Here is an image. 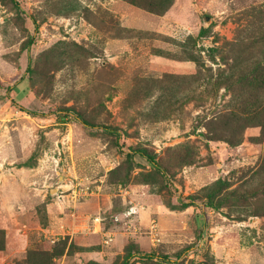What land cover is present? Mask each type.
<instances>
[{"label":"rangeland","instance_id":"1","mask_svg":"<svg viewBox=\"0 0 264 264\" xmlns=\"http://www.w3.org/2000/svg\"><path fill=\"white\" fill-rule=\"evenodd\" d=\"M126 263L264 264V0H0V264Z\"/></svg>","mask_w":264,"mask_h":264},{"label":"trees","instance_id":"2","mask_svg":"<svg viewBox=\"0 0 264 264\" xmlns=\"http://www.w3.org/2000/svg\"><path fill=\"white\" fill-rule=\"evenodd\" d=\"M33 40H34V38L32 39L31 42H33ZM30 64H31V61L29 60L28 65H30ZM28 69H29V67H28ZM67 111L71 112L72 108L71 109H67ZM82 122H83V124H85L88 127H95L96 126L95 124H92L91 122H89L88 120L83 119V118H82ZM116 135H118V137H120L119 133H117ZM120 147L123 148V149H121L122 151H126V150H124L123 145H120ZM127 152H128L127 154H129V155L132 154V153L134 155H139L140 157L145 159L147 162L152 164L157 170L163 172L162 166L160 164H158V162L156 161L155 157L152 154H150V152L147 149H135V150L132 151V149L129 148V150ZM126 264H128V263H126Z\"/></svg>","mask_w":264,"mask_h":264},{"label":"built area","instance_id":"3","mask_svg":"<svg viewBox=\"0 0 264 264\" xmlns=\"http://www.w3.org/2000/svg\"><path fill=\"white\" fill-rule=\"evenodd\" d=\"M100 219H101V218L97 216L94 220H95V222H99ZM87 229H89V231H92L93 226L91 225V228H90L89 226H87Z\"/></svg>","mask_w":264,"mask_h":264},{"label":"water","instance_id":"4","mask_svg":"<svg viewBox=\"0 0 264 264\" xmlns=\"http://www.w3.org/2000/svg\"><path fill=\"white\" fill-rule=\"evenodd\" d=\"M205 22L210 23L211 22V17L210 16H205ZM56 191V189H53L52 192Z\"/></svg>","mask_w":264,"mask_h":264}]
</instances>
